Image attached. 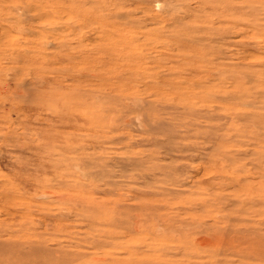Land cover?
Instances as JSON below:
<instances>
[{
	"label": "rangeland",
	"instance_id": "374dc122",
	"mask_svg": "<svg viewBox=\"0 0 264 264\" xmlns=\"http://www.w3.org/2000/svg\"><path fill=\"white\" fill-rule=\"evenodd\" d=\"M0 264H264V0H0Z\"/></svg>",
	"mask_w": 264,
	"mask_h": 264
}]
</instances>
